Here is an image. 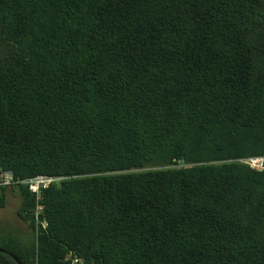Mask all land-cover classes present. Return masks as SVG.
Returning <instances> with one entry per match:
<instances>
[{
    "label": "trees",
    "instance_id": "1",
    "mask_svg": "<svg viewBox=\"0 0 264 264\" xmlns=\"http://www.w3.org/2000/svg\"><path fill=\"white\" fill-rule=\"evenodd\" d=\"M260 156L264 0H0V264H264Z\"/></svg>",
    "mask_w": 264,
    "mask_h": 264
},
{
    "label": "built area",
    "instance_id": "2",
    "mask_svg": "<svg viewBox=\"0 0 264 264\" xmlns=\"http://www.w3.org/2000/svg\"><path fill=\"white\" fill-rule=\"evenodd\" d=\"M244 163L248 164L251 168L257 171H264V156L252 157L246 160H243ZM61 178L51 177L46 175H38L27 180H17L13 172L5 171L0 173V187L14 188L19 185H26L31 194H33L37 201V207L35 209L36 220H39L40 213L44 210V205L40 202L43 199V191L48 189L54 183L60 182ZM46 222L43 223L45 227ZM79 259L75 257L73 259V264H78Z\"/></svg>",
    "mask_w": 264,
    "mask_h": 264
},
{
    "label": "rangeland",
    "instance_id": "3",
    "mask_svg": "<svg viewBox=\"0 0 264 264\" xmlns=\"http://www.w3.org/2000/svg\"><path fill=\"white\" fill-rule=\"evenodd\" d=\"M21 204L22 197L10 190L7 193L5 207L0 208V231L27 240L32 234L27 224L18 215Z\"/></svg>",
    "mask_w": 264,
    "mask_h": 264
}]
</instances>
